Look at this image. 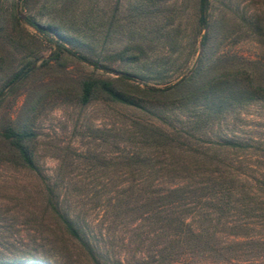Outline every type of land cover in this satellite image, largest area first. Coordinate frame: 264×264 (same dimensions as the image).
<instances>
[{
    "label": "rangeland",
    "instance_id": "obj_1",
    "mask_svg": "<svg viewBox=\"0 0 264 264\" xmlns=\"http://www.w3.org/2000/svg\"><path fill=\"white\" fill-rule=\"evenodd\" d=\"M2 8L14 9L29 36L7 37L10 26L3 19L0 130L11 125L30 132L35 169L10 159L0 137V263L23 264L33 256L53 264L92 263L63 239L50 199L94 235L111 264H264L263 97L201 128L191 126V113L170 105L155 115L77 98L87 76L113 79L131 70L140 86L162 87L186 74L205 30L197 22V0H2ZM206 13L208 20L225 17V36L215 53L220 61L245 66L264 85V0H209ZM24 15L58 24L74 38L63 43L87 59L64 51L53 57L56 36L38 34ZM135 44L143 52L116 57ZM25 45L32 56L23 57ZM27 60L29 68L13 75ZM158 129L175 138L169 150L153 141ZM224 138L235 145L224 144ZM201 154L210 165L192 169L202 175L180 171L182 159L198 160ZM205 166L220 174L214 187L230 191L176 207L201 231L202 243L172 246L169 257L146 263L159 246L155 234L166 230L160 221L168 209L161 197L165 188L189 183L203 192L198 186L210 183Z\"/></svg>",
    "mask_w": 264,
    "mask_h": 264
},
{
    "label": "trees",
    "instance_id": "obj_2",
    "mask_svg": "<svg viewBox=\"0 0 264 264\" xmlns=\"http://www.w3.org/2000/svg\"><path fill=\"white\" fill-rule=\"evenodd\" d=\"M208 4L209 0H197V22L201 29L205 27V30L199 36L201 49L186 74L181 75L173 83L162 87L140 86L137 82H134V71L131 70H123L113 79L87 76L82 78L79 83L77 90L79 102L87 103L93 99H101L119 105L152 111L155 115L161 111L162 107L170 105L191 113L194 116L191 126L201 128L210 125L214 119L224 115L237 105L255 98H264L263 83L255 80L245 66L222 62L215 54L220 41L225 36L227 26L223 13L208 20L206 13ZM3 19L6 22L8 21L10 26L9 31L5 32L7 37L11 38L18 35V37L22 38L29 36L23 27L20 26L19 16L14 9L10 8L8 12L5 11L2 8V0H0V30L4 24ZM22 19L46 39L51 40L53 35L56 36V39L52 40L56 48L53 52V57H57L60 52L64 51L79 58L87 59L83 53L78 54L63 43V41L72 42L71 40H74V38L63 33L58 24L40 22L28 15H24ZM252 27L257 31L258 26L256 24ZM22 52L24 58L33 55V49L27 45H25ZM139 52H143L140 45H126L116 51L115 55L117 58L123 59L132 57ZM29 66L30 62L27 60L13 75H19L27 70ZM30 135V132L22 126L13 127L6 125L0 130L1 139L6 141L11 150L10 159H14V161L26 168L35 169L27 142ZM153 135L155 143L166 146L164 148L168 150L173 147L174 137L168 136L160 129L154 130ZM161 140L163 141L161 142ZM223 143L235 145L228 138H224ZM187 150L188 146L182 148L184 152ZM198 157L199 159L194 161L182 159V164L179 165L180 171H184L190 177L195 174L202 175L203 171L194 173L192 167L201 169L204 167L202 165H210V160L205 159L203 154ZM205 167L208 170L205 178H209L210 183L198 186L203 192L197 193V186L186 185L189 183L179 184L178 182H173V184L165 188V192L161 197L166 201L168 209L160 214V221L166 230L155 234L158 239L154 240V245L159 246L154 249V253L150 254L149 260L145 261L146 263H151L152 261L158 263L164 260V257H169V252H172L170 250L172 246L202 243L203 235L201 231L191 227L190 221L185 220L183 214L176 212V207H183L185 203L199 199L202 195L214 194L216 191H219V193H228L230 191L226 186L214 187L212 180L220 174H214L211 168ZM176 169V167L172 168L173 171H176ZM48 202L52 205L51 208L54 212L56 223L63 231L64 240L77 247L92 262L91 264H111L110 262H113L107 254H102L98 250L94 235L85 232L75 217L69 215L66 210H60L56 202H52L50 199ZM161 249H167V256L160 253ZM114 260L118 262V259ZM0 264L20 263L5 261ZM23 264L53 263L39 256H33L31 258L27 257Z\"/></svg>",
    "mask_w": 264,
    "mask_h": 264
},
{
    "label": "water",
    "instance_id": "obj_3",
    "mask_svg": "<svg viewBox=\"0 0 264 264\" xmlns=\"http://www.w3.org/2000/svg\"><path fill=\"white\" fill-rule=\"evenodd\" d=\"M17 3H18V0H16V5H17Z\"/></svg>",
    "mask_w": 264,
    "mask_h": 264
}]
</instances>
